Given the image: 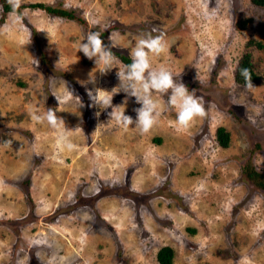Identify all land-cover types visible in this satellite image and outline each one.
Wrapping results in <instances>:
<instances>
[{
    "label": "rangeland",
    "instance_id": "rangeland-1",
    "mask_svg": "<svg viewBox=\"0 0 264 264\" xmlns=\"http://www.w3.org/2000/svg\"><path fill=\"white\" fill-rule=\"evenodd\" d=\"M36 2L74 10L82 22L35 7L21 8L22 23L12 12L0 21V264H36L29 252L39 264H159L165 245L172 264H264V189L241 168L250 159L264 171V8L251 0L22 3ZM93 28L128 56L142 34L163 33L169 50L153 67L195 82L206 116L178 128L177 110L154 93L162 115L149 133L118 126L114 107L135 119L141 105L114 89L119 58L102 74L78 51ZM247 51L261 77L251 89L233 80ZM97 89L111 92L99 93L113 95L111 107L90 98ZM37 107L55 109L74 130L76 151L31 120Z\"/></svg>",
    "mask_w": 264,
    "mask_h": 264
},
{
    "label": "clouds",
    "instance_id": "clouds-1",
    "mask_svg": "<svg viewBox=\"0 0 264 264\" xmlns=\"http://www.w3.org/2000/svg\"><path fill=\"white\" fill-rule=\"evenodd\" d=\"M22 2L23 0H8L12 7L15 23H22L23 21V15L19 12ZM109 41L111 42L110 37ZM112 49L113 45L111 43L105 44L99 32L88 33L78 45V51L82 52L85 57L94 60L96 66H103L100 70L102 74L113 69V66L118 62V58ZM168 50L169 45L163 33L159 35H152L151 32L142 34L137 38L135 47L129 53L131 63L125 65L123 71H117L120 84L114 89H119L127 96L134 97L136 103L141 105L134 109L135 119L126 115L125 109L120 111V107H114L109 113L110 118L114 119L117 125L125 131L134 124L140 134H147L158 124L162 115V105L160 99L153 95L154 93L161 96L166 95L167 105L177 110L176 125L178 128L187 129L194 120L206 116L203 97L197 96L195 90L189 91L188 87L177 80L173 72L166 66L153 67L152 57H159L167 53ZM241 75L245 80L244 87L246 89L254 88L249 69H241ZM90 81H95L93 75H90ZM67 91L71 93L68 89ZM101 91L111 93L97 89L95 95L91 91L88 92V95L101 108L111 107L113 95H105L101 98L99 96ZM55 97L60 102V99ZM29 114L33 122L37 124L46 122L49 127L57 131L62 149L68 152L78 149L79 146L71 139V132L74 130L66 129L64 119L57 115L55 109L47 108L46 111L40 112L37 107L31 109ZM10 144L11 141H5V146Z\"/></svg>",
    "mask_w": 264,
    "mask_h": 264
},
{
    "label": "trees",
    "instance_id": "trees-1",
    "mask_svg": "<svg viewBox=\"0 0 264 264\" xmlns=\"http://www.w3.org/2000/svg\"><path fill=\"white\" fill-rule=\"evenodd\" d=\"M251 1L255 3L256 5H258L259 7L264 8V0H251ZM0 6H1L0 21H1L3 20L5 13L12 12V7L8 3V0H0ZM25 7L40 8L49 14L57 15L60 17H66L70 19H76L82 22V19L78 17V15L75 14L74 10H67L66 8H63L60 6L51 5V4H47L44 2L24 3V4L22 3L19 9V12H21V8H25ZM249 20H250L249 18H246L240 22L238 21L237 24L240 27H242ZM262 29H264V26H262ZM91 31L99 32L105 44H109L108 41H106L105 39V34H106L105 31H97L94 28ZM254 43L257 44L258 47L262 46L261 43H256V42ZM248 44H253V43L252 41H249ZM112 50L114 54L116 55V57L119 58L124 65L131 63L130 56H128L124 52L119 51L117 49L113 48ZM250 58H251L250 53L247 51L244 54H242V56H240V58L238 59V62L236 63V66L233 70V80L235 83L240 84V85H245L244 77L241 75V69L243 68H247L251 72L252 83L260 80L261 77L254 69V65ZM175 78L177 80H180V82L184 83L190 91L195 90L194 89L195 82H191L187 76H178ZM215 137L221 146L226 147L228 145L229 133L225 128L221 126L217 127L215 130ZM241 168L247 180L254 187H257L259 189H264V171H258L254 169L250 163V159H247L246 163L242 165ZM29 255H30V261L35 262L36 264H39L38 262L35 261L33 257L34 254H31V252H29ZM172 258H173V250L170 246H167V245L162 246L156 252V259L159 264H172Z\"/></svg>",
    "mask_w": 264,
    "mask_h": 264
}]
</instances>
